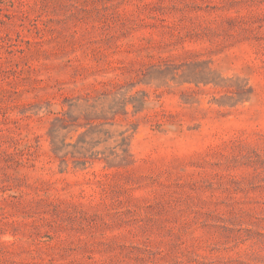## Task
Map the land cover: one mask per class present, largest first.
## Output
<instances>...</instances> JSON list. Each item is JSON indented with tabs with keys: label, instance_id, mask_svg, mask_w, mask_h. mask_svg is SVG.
<instances>
[{
	"label": "rangeland",
	"instance_id": "rangeland-1",
	"mask_svg": "<svg viewBox=\"0 0 264 264\" xmlns=\"http://www.w3.org/2000/svg\"><path fill=\"white\" fill-rule=\"evenodd\" d=\"M0 264H264V0H0Z\"/></svg>",
	"mask_w": 264,
	"mask_h": 264
},
{
	"label": "trees",
	"instance_id": "trees-1",
	"mask_svg": "<svg viewBox=\"0 0 264 264\" xmlns=\"http://www.w3.org/2000/svg\"><path fill=\"white\" fill-rule=\"evenodd\" d=\"M57 154V152H55Z\"/></svg>",
	"mask_w": 264,
	"mask_h": 264
}]
</instances>
